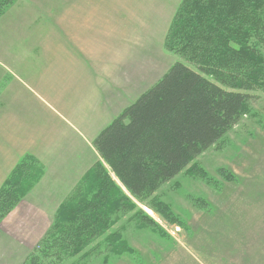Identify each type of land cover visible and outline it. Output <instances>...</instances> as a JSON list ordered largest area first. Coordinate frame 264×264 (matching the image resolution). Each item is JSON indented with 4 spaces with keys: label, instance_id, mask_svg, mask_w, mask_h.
<instances>
[{
    "label": "rangeland",
    "instance_id": "obj_1",
    "mask_svg": "<svg viewBox=\"0 0 264 264\" xmlns=\"http://www.w3.org/2000/svg\"><path fill=\"white\" fill-rule=\"evenodd\" d=\"M182 3L0 0V92L8 93L3 100L9 104L11 95L21 90V75L36 74L43 62L45 50L35 40V29L45 34L61 30L58 17L74 10V4L85 10L79 22L88 40L86 61L103 69L108 62L125 61L135 77L134 96L149 90L177 63L218 82L216 73L227 74L224 66H217L206 52L192 61L189 52L198 43L187 38L193 29L185 25L180 38H169ZM188 42L192 44L186 47ZM254 44L262 85L247 92L222 86L248 96V104L245 115L217 143L154 192L138 197L103 164L104 171L75 180L70 194L51 211L52 223L34 249H13L5 264H19L18 255L21 264H264V41ZM95 151L94 165L103 163ZM21 161L25 175L30 173L25 164L38 163L26 156L15 167ZM3 199L0 223L12 200ZM75 207L81 209L76 221L61 223L62 211L68 214Z\"/></svg>",
    "mask_w": 264,
    "mask_h": 264
},
{
    "label": "trees",
    "instance_id": "obj_2",
    "mask_svg": "<svg viewBox=\"0 0 264 264\" xmlns=\"http://www.w3.org/2000/svg\"><path fill=\"white\" fill-rule=\"evenodd\" d=\"M182 4V15L169 38H180L183 27L189 26L193 33L187 39L198 43L189 52L192 61L206 52L227 74L216 73L218 82L212 83L201 72L177 63L98 135L94 147L103 163L98 162L85 176L104 171L106 164L135 197L173 179L245 115L248 96L223 85L246 92L262 85L257 79L261 60L254 43L264 41V0H183ZM23 162L0 189V201L12 199L2 211L3 218L42 174L32 161L24 167L30 173L21 174ZM79 211L77 207L68 214L63 210L61 223L75 222Z\"/></svg>",
    "mask_w": 264,
    "mask_h": 264
},
{
    "label": "crops",
    "instance_id": "obj_3",
    "mask_svg": "<svg viewBox=\"0 0 264 264\" xmlns=\"http://www.w3.org/2000/svg\"><path fill=\"white\" fill-rule=\"evenodd\" d=\"M84 11L78 4L63 11L58 17L62 31L54 28L56 34L35 29V40L45 50L43 62L34 69L36 74L18 77L21 90L11 95L9 104L3 100L8 93L0 92V189L26 156L43 172L0 223V264L8 252L17 253V247L34 249L52 223L51 211L93 167L98 135L140 94L134 96L135 77L125 61L108 62L104 69L86 61L88 40L79 22ZM16 258L21 264L22 258Z\"/></svg>",
    "mask_w": 264,
    "mask_h": 264
}]
</instances>
